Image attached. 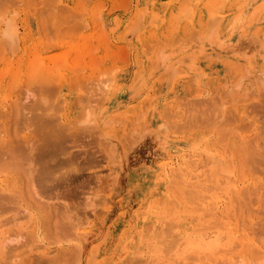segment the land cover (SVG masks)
I'll use <instances>...</instances> for the list:
<instances>
[{"label": "rangeland", "instance_id": "obj_1", "mask_svg": "<svg viewBox=\"0 0 264 264\" xmlns=\"http://www.w3.org/2000/svg\"><path fill=\"white\" fill-rule=\"evenodd\" d=\"M33 1L35 6H27L23 1L22 3L14 1L15 4L13 3L12 6L8 3V8L6 7V11L3 9L5 13L0 19L2 21L6 17L9 18L11 14L15 17L19 28L16 48L4 47L0 34V42L2 41L0 43V97L2 96L0 113L10 108L9 112L7 110L9 115L6 113L8 117L0 115V129L4 132L11 128L10 132L15 134L16 129L23 128L22 132L18 129L21 135L14 137L15 145L11 146L14 151L13 154H9L13 155L11 156L13 163H16L18 149L25 148L23 151L19 149L21 150L19 155L21 152L24 153L21 157L18 156L21 159L17 160L20 161L19 164L21 163L20 167L16 168L12 163L11 167L0 168L5 167L8 172L7 175L6 170L5 173L2 172L3 169L0 171L4 173L0 174V191L15 198L13 199L15 201L9 205L12 207L11 210L3 213V217H12V215L17 217V222L24 225V227L12 226L14 229L18 228L17 232L19 229L21 231L24 229L22 232H25V229L31 230L38 225L34 229L36 237H32L31 242L24 238H20L19 241L15 239L9 241V244L14 246L9 254L15 256L11 264H31L30 254L48 250L52 252L48 255L45 264H140L138 263L140 257L147 258H144L142 264H192L188 263L189 261L200 263L201 260L196 259L191 251H188V256L193 257L192 261L187 258L188 256L181 254L178 244L170 248L164 246V242L160 240V236L163 235L162 230L166 226V222L163 223V220H166L163 211L168 207L172 208L173 204L170 202L183 197L180 187L176 186L173 178L178 168L177 164L179 165L189 154L195 153L196 156H200L202 153L201 158L204 162H208L204 169L208 170L214 162L209 155L211 151L224 144L226 140L235 138L237 129L234 127L247 121L227 122L228 120L223 116L225 111L231 110L233 115L239 118L238 110L242 108L243 112H241H245L242 117H246V111L247 113L249 111L253 115L248 113V116L258 117L257 124L259 126L260 123L262 124L264 117L261 116H264L262 115L264 111L260 109V105L259 108L253 105L262 102L260 99L264 100V90H262L264 85L260 86L259 81L260 78H264V0H242V8L239 7V11L243 13L244 27L241 31L206 37L203 36V32H197L199 36L196 37L184 36V31L194 26V20L192 16L180 15L184 12L186 4L193 3L192 6H195L201 4L203 0H172L178 7L173 12L169 10L170 0H60L59 3L70 7L73 12L75 11L76 16L72 10L68 11V8L65 12H61L63 16L60 15L62 18L59 23L56 18L45 17L46 9H49L46 7L50 6L48 0ZM33 1L28 5H32ZM211 3L215 5L217 0H211ZM165 4L168 7H165ZM179 4L180 6H177ZM34 7L39 8L37 10ZM30 8L35 15L36 13L39 15L37 16L39 19H35L37 23L39 22L38 31H35L34 25L35 33L28 35L36 40L41 37L40 45L37 46L38 50L40 49L37 55L30 51L29 42L24 41L22 37L25 28L31 31L27 18L32 14V10L28 12ZM24 11L25 13L27 11L28 15H25ZM168 12L170 16H165ZM24 16L27 18L24 22L25 28ZM82 33L85 34L84 46L80 45ZM43 55L49 57L52 55V59ZM28 57L31 60L27 63L25 61ZM6 61L12 62V66L15 67L12 74L7 70ZM47 62L50 65V69L47 68L48 72L45 71ZM57 69L63 71L62 75L65 78L61 77L59 81L58 77L57 82L54 79L51 88L54 86L55 92L51 89L52 91L46 95L51 98L49 97L50 100L46 98L47 102L45 101L44 104L48 108L55 107L56 110L51 108L52 112L60 116L58 121L62 125L68 127L63 130L61 136L62 151H58L55 155L52 153L53 155H50L53 156L52 158L48 156L38 158L42 154L39 152L40 145L34 143L35 139H32L33 142L28 139L35 134L32 129L36 125L33 127V119L24 120L22 114L25 112V115L31 116L33 110L29 109L33 107V100L37 99L40 91L43 90L40 89L35 75L49 78ZM50 71L52 72L49 73ZM240 80L242 81L240 86L236 87L238 92L232 93L231 97L230 94L224 96L222 102L224 101L225 104H219L222 102L217 93L222 92L217 84L222 82L227 88L228 84ZM26 88L30 90L27 92ZM249 92L254 93H250L251 99ZM3 95H6V98ZM214 95L220 100L216 109L221 107L222 119L219 118L220 108L219 114H216L217 110L215 113L212 111L215 105L212 103L211 106L210 102H207L208 98ZM236 95L240 97L236 98ZM229 97L232 100H229ZM88 98L89 100H86ZM15 99L17 103L12 104ZM233 99L234 107L231 106ZM20 100L23 101L17 105ZM58 104L59 108H57ZM196 104L197 108L193 106ZM260 104L264 106V103ZM200 105H203L202 108ZM88 106L92 108L96 118L100 117V123L98 128H94L91 132L88 130L87 133L86 130L83 132L81 126L86 124L82 123ZM231 108H235L236 112ZM249 108L251 110L257 108V110L251 111ZM258 109L261 110L260 113ZM203 110L210 111L205 113L213 114L209 118H200V121L190 124L189 121L201 112L204 113ZM215 115L219 116L215 118ZM219 127H221L220 132L222 129H229L232 134L230 132L226 140L220 139ZM13 128H16L15 131ZM35 129L37 127L33 130ZM25 140L29 142L23 143ZM223 148L225 149L226 146ZM28 149H31V152ZM36 153L38 156H35ZM5 157H8V154ZM36 157L39 161H48L49 158V166L52 165L49 170L54 169L48 172L52 174L51 177L48 174L49 176L43 180L42 178L37 180V177L33 176L34 173L31 174L33 177L25 175L28 168L31 170L41 163ZM174 166L177 168L175 169ZM32 170L34 172V169ZM10 172L13 174H9ZM12 179L14 182L11 181ZM32 188L38 191V196H36L37 191H33ZM43 188L45 191L41 190L40 193V189ZM28 200L29 203L26 204ZM165 201L169 203L165 204ZM56 204H61L59 207L63 206V211L72 216L67 218L68 215L61 208H54L58 207ZM54 209L55 217L48 216L54 213ZM56 218L60 220L66 218L65 221L72 218L71 224L74 223L75 226H72L71 232H66L60 227L57 228L59 222L53 227L56 229H53ZM154 220L159 224L149 229ZM46 225H49L48 228ZM14 229L8 230L12 232ZM15 232L14 230L13 233ZM165 232L169 233L167 230ZM165 232V235H169ZM214 232L215 230L212 234ZM20 240L33 243L34 248L38 245L44 247L39 251L36 249L30 251L26 247L22 248L21 245L24 243H18L21 242ZM156 241L159 244L155 243ZM156 244L160 247L158 248ZM73 245L80 250L71 260H66L65 255L72 251ZM154 246L159 251L163 248V251H160L161 253L158 251L156 254L152 251ZM63 251H66V254ZM17 254L20 255L17 257ZM34 257L35 255L32 256Z\"/></svg>", "mask_w": 264, "mask_h": 264}, {"label": "bare ground", "instance_id": "obj_2", "mask_svg": "<svg viewBox=\"0 0 264 264\" xmlns=\"http://www.w3.org/2000/svg\"><path fill=\"white\" fill-rule=\"evenodd\" d=\"M14 1H15V3L20 2V1H21L20 3H22V1H23L24 4L27 6H35V2L33 0H0V19L3 18V13H5L4 10L8 6V3H11L9 5L12 6ZM32 1H33V3H31L32 5H28ZM59 1L60 0H48V2H50V6H52V7L51 8H50V6L46 7L49 9H46L47 13L45 15V17L51 16L52 19L56 18L58 20L57 21L58 23L60 22L59 21L60 18H62L61 16H63V14L61 12H63V11L65 12L66 9H68V8H69L68 11L72 10L70 7H68V6L66 7V5H64V4H62V3L60 4ZM189 1H191V0H189ZM241 3H242V0H217V3L215 5H212L211 0H203V2L201 4L199 3V5L194 4L195 6H192L193 3L186 4L184 7V12L180 13V15L192 16L193 20H194L193 21L194 26L190 29L185 30L184 36L188 35L189 37H196V36H199V35H197V32H199V33L203 32V36L206 37V36H211V35H221V34H225V33H229V32L234 34L236 32L241 31V29L244 27L243 26V23H244L243 13L239 11L242 8ZM36 4H38V3H36ZM168 4H169V10L171 12L175 11L178 8L173 4L172 0H170L168 2ZM40 5L42 6V4H40ZM47 5H49V3ZM36 6H38V5H36ZM164 6L168 7V6H166V4ZM177 6H180V4ZM239 7H240V9H239ZM38 8H35V9L38 10ZM31 10H32V8H30V11H28V12H31ZM68 11H67V13H69ZM58 12L61 14H59ZM24 13H25V11H24ZM72 13H75V11L73 12V10H72ZM26 14H27V11H26L25 15ZM29 14H31V13H29ZM6 15H8V14H6ZM10 15L11 14H9V18L6 17L2 21H0V25H1V23H3L2 27H0L1 39L3 41V42L2 41L1 42L3 44H5L4 47L9 46L10 48H16V45H17V42L19 39V28H18L17 22L15 21V17H12V15L11 16ZM74 15L76 16V13ZM37 16H39V15H37V13L35 15V13H33V10H32V14L27 17L29 19V25L31 26L30 28H31L32 32L25 28L24 22L27 18H26V16H24L23 25H24L25 31L22 35L24 41L29 42L30 51L34 52L35 55H37L39 53L40 49L38 50L39 47H37V46L40 45L39 43L41 41V37H39V39L36 40L34 37H31L28 35L30 33L32 34V33H35V31H38V23L39 22L37 23L35 21V19H39V17L37 18ZM165 16H170L169 12ZM67 18H69V17H67ZM52 19H50V20H52ZM70 20H69V22L71 23L72 19H70ZM52 21H54V20H52ZM54 24H57V23H54ZM34 25L37 28V30L35 28V31L33 30ZM68 25H70V24H68ZM71 26H72V23H71ZM39 28H40V25H39ZM80 28H78V30ZM75 29L77 30V28H75ZM57 30H58V28H57ZM71 30H73V29H71ZM51 32H50V34H52ZM73 32H75V31L73 30ZM71 33H72V31H70V34ZM70 34H69V36H70ZM74 35H76V33ZM84 35L85 34H83L81 37V40H82V42L80 44L81 46H84V43H85L84 37H83ZM26 36H28V37H26ZM55 36H56V34H55ZM54 39H55V37H54ZM80 49H81V47H80ZM2 50H3V47H2ZM28 53L29 52H27V54ZM31 54H33V53H31ZM47 56L48 55H46L44 57L47 58ZM71 56H72L71 58L73 60L74 59L73 54ZM51 57H52V55H51ZM51 57L48 56V58H51ZM29 60H31V59L28 57L25 62L28 63ZM6 62H7L6 66L8 67L7 70L9 73H11L15 69V67L12 66V64H13L12 62H9V61H6ZM6 62H5V64H6ZM72 62H74V61H72ZM46 65H48V66H46ZM46 65H45V67H46L45 71L48 72L47 68H49L50 65L48 64V62ZM72 65H73V63H72ZM72 65H68V66L74 67ZM55 68H58V67L55 66ZM27 69H28V67H27ZM54 71H56V73L55 72L51 73L52 71L49 72V73H51L50 74L51 77H49V78L46 76H44L45 77L44 78V77L35 75L36 81H38L40 89L42 88L43 90L40 91L39 97L37 99L34 98L33 107L29 106L30 109L28 108L30 111L33 110V113L31 112V116L25 115L24 114L25 112H23V114H22L24 116V120L33 119L32 125H33V127L36 125L35 127H37V129H38V131L36 132L37 129L33 130L35 127L34 128L32 127L33 128L32 131L35 132V134L38 136L33 134L36 137L32 135L33 137L31 136V138H28V139H30L31 142H33V140L35 139L34 143L35 144L37 143L38 144V145L36 144L37 146L40 145L39 146V148H40L39 152H41L42 154H40V156L38 158H44L46 156L50 157V155L52 153L55 155L56 153H58V151H62L63 142H62L61 136H63V130L68 127V126L62 125V123L60 121H58L60 116L58 117L57 114L56 115L54 114V111L52 112L51 108H53V110H56V109H54L55 107H49L48 108L44 104V102L46 101V98H48L47 100H50V98H51L50 96H49L50 97L49 98L46 95H48L52 91L51 89L54 88V86H53V88H51L52 83L55 81L57 82L56 79H58V77H59V81H60V78L63 77V75H62L63 71L58 70V69L54 70ZM77 71H78V69H77ZM49 73H47L48 75L47 74L46 75L49 76ZM24 77H26V76H24ZM63 78H65V76ZM54 79H55V81H54ZM259 81L261 82L260 86L264 85V78H262V79L260 78ZM241 82L242 81L240 80V81H235L234 83H230V84H228L227 88H225V86L223 85L224 83L221 82L222 83L221 84L219 82L217 84V86L221 88L219 90H221L222 93H220V94L217 93V94L219 96L218 98H221L220 99L221 101L218 100L217 95H216V97H215V95H214V97L211 96L212 98H208L210 95L207 96V98L209 100V101L207 100V102L208 103L210 102L211 106H213V104L215 105L214 109L212 110V111H214V113L217 110L216 111V114H217L218 110L220 108V111H221L220 116L215 115V118H217L216 116H219V118L221 117V119H222L221 107H218V109H216L217 103H219V101L222 102V98H224V96H226V95L229 96V94H230V97H231V96H233V95H231L232 93L236 94V91L238 90V89H236V87L240 86ZM15 86H17V84ZM20 88H21V86H20ZM14 90H17V88L16 89L14 88ZM29 90L27 89V92ZM262 90H264V88H262ZM53 91L55 92L54 89H53ZM20 93H21V91H20ZM250 93L254 94L252 92H249V94L248 93L247 94L250 96ZM257 94H259V91ZM6 95H8V94H6ZM237 95H236V98L240 97V95L238 97H237ZM5 96L3 95V97H5ZM8 97H10V96H8ZM13 97H10V98H13ZM230 97H229V100L231 99ZM253 97H255V96H253ZM256 97H257V95H256ZM258 97H259V95H258ZM4 99L2 98V100H4ZM22 99H25V97L24 98L22 97ZM249 99H251V96ZM81 100L83 101V99H81ZM86 100H89V98ZM260 100L262 101V102L259 101L260 103H264V100H262V99H260ZM5 101H6V99H5ZM8 101H10V100H8ZM21 101H23V100H20V103H18L17 105L21 104ZM196 101H198V100H196ZM53 102H52V106H53ZM223 102L219 103V104L224 105L225 103H223ZM227 102H230V101L227 100ZM13 103H17L16 99L14 102H12V104ZM84 103H86V102H84ZM234 103H235V100L233 99L231 106ZM237 103L238 102H236V104ZM260 103H258V105L256 103V105H253V107H257V108L260 107V109L262 111H264V109H262V108H264V106H262V104H260ZM49 104H51V103L49 102ZM179 104H182V103H179ZM252 104H254V103H252ZM25 106H26V104H25ZM47 106H48V104H47ZM49 106H51V105H49ZM193 106L196 107L197 104L193 105ZM200 106L202 108L203 105H200ZM204 106H206V105H204ZM191 107H192V105H191ZM232 107H234V106H232ZM18 108H19V106H18ZM57 108H59V104H58ZM223 108L227 109L225 107H223ZM250 108H252V107L250 106ZM257 108H254L252 110L250 109V110L251 111L257 110ZM22 109H23V107H22ZM231 109L235 110V108H231ZM260 109H258V111ZM7 110L9 112L10 108ZM7 110L4 112H1L0 115L1 116L5 115V117H8L7 115H9V114L7 113ZM48 110L52 113L48 112ZM203 111H204V113L201 112V114L198 115L199 117L196 116L194 119L190 120L189 123L191 124V122L193 123L194 121H196V122L200 121V118H207V117L209 118V117H211L210 115L213 114V113H211V114L205 113L206 110H203ZM230 111H228V112L225 111V115L223 114V116H225L226 120H228L227 122L233 123L235 121L234 123H237L240 121L243 123L245 120H247V121L244 122L243 124H240V125H237L236 127H234L235 129H237L236 137L234 136L235 138H233V139L231 138L228 141L226 139L228 138V134L231 131L228 129L229 130V132H228V130L222 129V131L220 132L221 127H219V133H220V134L218 133L219 137H220V139L226 140L227 143H225L226 142L225 141L224 144H220L216 149L211 151L210 154L208 153L209 155H211V160L212 159L214 160V162L211 165L212 167L209 168L210 170L209 169L206 170L207 168L204 169V166L208 165V162L206 163V161L205 162L203 161V159L201 158L202 153L200 154V156H198V155L196 156L195 153L189 154L187 156V158H185L182 162L179 163V165L177 164L178 168L174 166V168L175 169L177 168V169L175 170L176 171L175 176L174 177L172 176V177L175 178L176 186L178 185L180 187V189L182 191L181 194L183 195V197L181 199H178L177 201L175 200L176 202L175 201L170 202L172 199L170 201L168 200L171 204H173V206L171 205L172 208L168 207L169 209L168 208L164 209L163 212L165 214L166 220L165 221L163 220V223L166 222V226L164 227L165 230H164V228L162 230L163 232L161 234H163V235L162 236L158 235V236H160V240L164 242V246H166L167 248H170L172 246H176L178 244V248H179L181 254H184L186 257L189 255L190 251H191L190 252L191 254L194 253L193 256H196V259H198L199 261L201 260L200 263L197 260V262L199 264H225V263L226 264H230V263L231 264H235V263H237V264L238 263L239 264H264V119H262V124L260 123V126H259V124H257L258 120H259L258 117L257 118L255 116L249 117L248 116L249 111H248V113L246 111V114H245V115H247L246 117H242V114H244L245 112L242 113L243 112L242 108L239 109L238 110L239 118H237V116L233 115L232 111L231 112ZM260 111H259V113H260ZM195 112L193 111V113H195ZM206 112L210 113V111H208V110ZM235 112H236V110H235ZM6 113H7V115H6ZM101 113H102V111H101ZM193 113H191V115ZM254 113H257V112L254 111ZM251 114L253 115V113H251ZM255 115H257V114H255ZM262 115H264V113H262ZM19 116L22 117L21 115H19ZM84 116H85V119H84L82 124H85V123L86 124L84 126L83 125L81 126V128L84 129L83 132L86 130L88 133V130H90L89 132H91V130H93L94 128L99 127L100 117H98V118L95 117L96 115H94L92 108H89V106H88ZM189 116H190V114H189ZM193 116H192V118H193ZM260 116H261V114H260ZM261 117H264V116H261ZM6 122H8V121H6ZM9 122H11V121H9ZM88 122H89V124H88ZM215 123H217V122H215ZM231 123H229V125L232 126L233 124H231ZM222 124H225V123H222ZM1 126H3V125H1ZM21 126L23 127V125H21ZM18 127H20V126L18 125ZM16 128H13V130ZM18 129L20 130V128H18ZM18 129H16V131L18 133L14 130L15 134L10 132L11 128H10V130L4 129L5 130L4 132L2 131V129H0V168H1V166H5V167H11L12 166L13 155H11L12 156L11 157L10 154H13L14 148H11V146H12V144L15 145L14 137L16 135L20 134V131L23 130V128L20 131H18ZM28 130L29 129L27 128V131ZM231 134H232V132H231ZM24 137L25 136H23V139H25ZM13 141H14V143H12ZM205 141H207V140H205ZM208 141H210V140H208ZM27 142H29V141H26V140L23 141V143H27ZM34 143H33V146L35 145ZM14 145H13V147H14ZM223 146H226V148L224 149ZM22 148H19V149H22ZM19 149H18L17 154H16L17 159L16 158H15L16 160L14 159L16 163H13L14 167L16 166V168L21 166L20 165L21 163L20 164L18 163L20 161L17 162V160H21L18 158V156L21 157V155L24 154L21 152V154L19 155L18 153H20V151H21ZM24 149H22V151ZM28 150H30V152H31V149H28ZM199 150L202 151L201 149H199ZM25 152H27V149ZM36 152L39 153L38 151H36ZM37 153L35 154V156L36 155L38 156ZM7 154H8V157H5V156H7ZM35 156H34V158H35ZM52 157H50V158H52ZM185 157H186V155H185ZM7 158H9V159H7ZM10 159H12V161H9ZM6 160H8V161H6ZM28 160H29V162H31L30 159H28ZM38 161H39V159H38ZM48 161L47 160H40L39 162H41V163L35 167L36 169L32 168V169H34V172L32 169L30 170L28 168L27 173L25 175H27V176L30 175V177H31L34 173L33 176L37 177V180H38V178H40V179L42 178V180H43L46 176L50 175L48 173L50 170L54 171V169L49 170V168H51L50 166H52V165L49 166V163H50L49 158H48ZM8 163H10V164H8ZM33 163H34V161H33ZM30 166H32V165H30ZM5 167H4V169L2 167L3 170L0 169V171L2 170V172H3L4 170H6ZM25 169H23V171H25ZM175 171H173V173H175ZM6 172H7V170H6ZM4 173H5V171H4ZM4 173H2V174H4ZM17 173H20V172L18 171ZM9 174H13V173L10 172ZM7 175H8V172H7ZM51 175H50V177H51ZM172 175H174V174H172ZM11 177L12 176H10V178ZM8 178L9 177H7V179ZM11 181H13V179ZM31 182L32 181H30V183ZM45 182H47V181H45ZM22 184L24 185V183H22ZM32 185L31 186L34 187V183H32ZM1 186H4V185H1ZM26 188H27V186H26ZM28 189H29V187H28ZM33 189H35V188H32V190ZM176 189H177V187H176ZM180 189L178 188L177 190H180ZM29 190H31V189H29ZM41 190H44V188L40 189V191H39L40 193H41ZM33 191L36 192L37 190H33ZM36 193H37L36 196H38V191ZM2 194H3L2 191H0V264H11V262L15 258V256H12L9 254L14 247V246H11L9 244V241L14 240V239H15V241H19L20 238H24V239H27L26 241L29 240L31 242L30 239L32 237H36V233H34L35 232L34 229H36V227H38V225L37 226L35 225L36 227L34 226L33 229L31 228L32 231L29 229H25V232H22L24 229L22 231L19 229V231L17 232L18 228L14 229L13 228L14 225H18V226L20 225V227H24V225L17 222V217L15 218V217H13V215H12V217L11 216L10 217H3L4 216L3 213L5 214V213H7V211L11 210L12 207L9 205L12 201H15V200H13L15 198H13V197L11 198V196H7L4 194L2 195ZM19 201H20V199H19ZM166 202L167 201H165L164 203L165 204L169 203V202H167V203ZM28 203H29V200L26 204H28ZM56 205L58 207L55 206L54 207L55 209L61 208V210L63 211V208H62L63 206L59 207V205H61V204H59V205L56 204ZM44 207L46 208V206H43V208ZM23 212H25V211H23ZM48 212L51 213V211H48ZM55 213H56V210L54 211V213H51L52 215L48 214V216H54L55 217V215H56ZM64 213H66V212H64ZM161 214H163V213H161ZM8 215L6 214V216H8ZM57 215H59V214L57 213ZM30 216H32V215H30ZM69 216L71 217L72 215L69 214L67 216V218H69ZM63 217H65V216H63ZM58 219L56 218V220H55L56 223L54 226L51 225L52 228L56 227L57 226L56 224H58L60 222V224H59V226H57V228L60 227L62 231L64 230L66 232L72 231V229H73L72 226H75V225H73L74 223L71 224V221L73 220L72 218H70L72 220L67 219L68 221H65L66 218H64V219L62 218L64 220V223H63L62 219L61 220L60 219L58 220ZM49 220H50V218H49ZM57 220H58V222H57ZM156 220H158V219H156ZM151 224L152 225L149 227V229L150 228L153 229L152 226L153 225L155 226V224L157 225L159 223H157L154 220V221H152ZM46 226L48 228L49 225H46ZM77 226H78V223H77ZM160 228H161V226H160ZM8 229H14L16 232L13 233L14 230L12 232H10ZM53 229H56V228H53ZM27 230H28V232H27ZM166 230L169 231V233L165 232ZM213 230H215V232L212 234ZM151 232H153V231H151ZM164 232L166 234L168 233L169 235H165ZM84 235H86V234H83V236ZM153 236H152V238H153ZM156 238H154V239H156ZM30 242L26 243V242H23V240H22L21 242H18V243H24L23 245H21L22 248L26 247V249L28 248L30 251H32L33 249H36L37 251H39L40 249H42L44 247L43 245H38L37 247L35 246V248H34V247H32L33 243H30ZM149 242L151 244L150 246L152 247L151 240ZM155 243L159 244V242H157V241ZM79 245H78V247H80ZM74 246H76V245H73L72 251L69 252L68 254H66V251L65 252L63 251L66 254L65 255L66 260H71V258H73L74 255H76V253H78V251L80 250V249L79 250L77 249V246H76V248ZM157 247L159 248L160 246L157 245ZM157 247L154 246V249H152V251L156 252V254L159 251V249ZM160 251H163V248ZM160 251H159V253H161ZM186 251L187 252L189 251V252L187 253ZM51 252H52V250H48L46 252H39L37 254H30L31 259L29 260V262L31 264L32 263L33 264H45V263H47V261H48L47 257ZM183 252H185V253H183ZM156 254H154V255H156ZM19 255L20 254H17L16 256L18 257ZM33 255H35L34 258H32ZM156 256H153V257H156ZM144 258L147 259L146 257H144ZM144 258L140 257V259L138 260V263L142 264V262L145 260ZM157 258H159V257H157ZM187 258H189L191 261L193 260V257H191V255L188 256ZM188 263H192V264L194 263L195 264L194 261L193 262L189 261ZM198 263H196V264H198Z\"/></svg>", "mask_w": 264, "mask_h": 264}]
</instances>
